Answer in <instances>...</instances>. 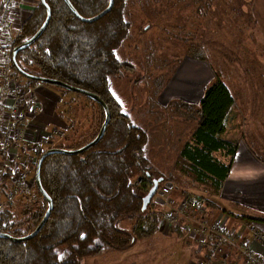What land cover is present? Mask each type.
I'll return each instance as SVG.
<instances>
[{
	"label": "trees",
	"instance_id": "16d2710c",
	"mask_svg": "<svg viewBox=\"0 0 264 264\" xmlns=\"http://www.w3.org/2000/svg\"><path fill=\"white\" fill-rule=\"evenodd\" d=\"M69 1L84 19L98 16L110 5V0ZM45 2L51 9L49 24L31 46L17 53L16 71L57 80L99 96L109 108L110 121L103 138L88 150L75 155L51 154L43 159L40 181L53 203L51 214L41 231L27 241L0 237V264H84L86 259L108 250L128 251L158 231L160 215L153 207L155 197L143 211L151 181L163 179L159 190L173 182L184 195L188 190L182 188L195 185L199 191L218 198L238 149V142L226 137L235 98L218 77L203 94L198 126L181 150L170 177L156 171L145 155L148 135L132 122L110 91V78L133 68L115 55L129 31L124 0H114L112 9L94 22L77 17L64 0ZM46 19L47 10L39 0L34 13L18 30L15 48L32 38ZM30 82L32 86L40 83ZM97 104L102 110V128L106 113ZM98 134L68 150L83 148ZM48 150H43L39 158ZM218 154L230 162H223ZM30 195L38 205L32 212L23 211L29 216L27 230L11 209L0 214V234L22 238L40 225L49 203L36 180ZM125 220L134 221L131 230L120 227Z\"/></svg>",
	"mask_w": 264,
	"mask_h": 264
},
{
	"label": "rangeland",
	"instance_id": "374dc122",
	"mask_svg": "<svg viewBox=\"0 0 264 264\" xmlns=\"http://www.w3.org/2000/svg\"><path fill=\"white\" fill-rule=\"evenodd\" d=\"M15 3L14 23L18 21L21 28L39 0ZM23 3L32 9L30 16L23 10ZM124 18L129 31L115 55L133 68L111 77L110 91L132 122L148 135L145 155L153 167L162 168L158 171L154 167L156 171L166 177L173 171L180 146L198 126L200 104H196V99L218 77L237 100L227 126L231 140L249 142L264 157V30L254 12V0H124ZM34 86L58 96L57 123L46 122L49 130L42 131L49 132L47 138L42 131L39 133L44 150L76 148L99 133L102 110L89 97L54 85ZM54 128L58 130L56 135ZM152 184L153 181L148 184L150 189ZM173 185V191L182 197L178 202L170 198ZM190 186L182 188L188 190L186 195L173 182L161 187H168V194L158 191L153 200L160 215L155 235L128 251L108 250L86 259L84 264H180L182 255L175 253L179 247L191 252L196 264H204L209 247H218L211 238V229L222 221L213 213L217 211V198L199 191L198 186ZM34 188L35 179L29 193L12 208L16 220L24 222L25 231L29 216L23 211L32 212L38 205L30 195ZM189 198L200 202L197 210L181 205L183 199ZM170 214L176 217L173 222L164 218ZM130 223L131 220H125L120 227L131 230ZM225 227L226 232V222ZM245 242H239L240 246L223 245L222 251L213 255L211 264L216 259L226 263V256L227 264H250L244 255L248 249Z\"/></svg>",
	"mask_w": 264,
	"mask_h": 264
},
{
	"label": "built area",
	"instance_id": "2783aa9c",
	"mask_svg": "<svg viewBox=\"0 0 264 264\" xmlns=\"http://www.w3.org/2000/svg\"><path fill=\"white\" fill-rule=\"evenodd\" d=\"M15 7V0H0V214L11 210L20 197L29 193L31 184H34L39 154L44 150L42 141L30 134L28 124L29 117L42 111L41 104L31 83L22 79L13 62L18 32L12 14ZM56 134L58 130L55 129L53 135ZM161 191L168 194L170 189L163 187ZM181 205L197 210L200 202L189 198L183 199ZM164 218L170 222L176 220L173 214ZM225 230L224 222L213 225L211 238L218 247H209L204 264H211L213 255L222 251L223 245L235 243L233 234L227 235ZM248 230L264 247V235L253 226ZM243 250L244 246L241 252ZM244 255L250 264H264L249 248L244 250ZM228 258L225 257L224 264Z\"/></svg>",
	"mask_w": 264,
	"mask_h": 264
},
{
	"label": "crops",
	"instance_id": "0c3cea01",
	"mask_svg": "<svg viewBox=\"0 0 264 264\" xmlns=\"http://www.w3.org/2000/svg\"><path fill=\"white\" fill-rule=\"evenodd\" d=\"M33 1L35 0H32V2ZM22 6L25 13L28 11L27 15L30 16V13H32V9L28 8L29 6L25 5L24 3L22 4ZM254 12L257 16V19L259 20V24L262 30H264V0H254ZM17 22L18 21H16L15 26L18 31L20 29V24L18 22L17 27ZM33 88L34 91H36V95L41 104L42 111L35 117H29L28 124L29 132L32 137L39 139L42 138V136L39 134L42 130H49V125H55L57 123L58 119L56 117V110L58 109V101L56 99H58V96L54 95L56 94L55 92L47 90L44 87L33 86ZM57 94L59 93L57 92ZM203 94L198 95V98L196 99V101L198 102L196 104H200ZM236 104L237 100L235 99V106L232 109V112L235 109ZM229 120L230 119L228 118L227 125L229 123ZM47 121L51 122V124L49 123L48 125L46 123ZM42 132L45 133V138L49 136V132ZM192 135L193 133L186 140V142L180 146L178 150V156L185 144L191 141ZM226 137L228 139H232V135L230 134L228 127ZM160 155H164L162 151ZM217 156L223 162H230L228 158H223L221 154H218ZM171 163L173 164L172 161ZM154 167L158 168V166ZM159 169L162 170V168H158V171ZM173 189L174 185L171 187L170 198L173 202H178V200L182 197L178 196L179 193L174 192ZM216 201L218 204L216 209L217 211H212L213 213H215L216 217L221 219L222 222H226V232L232 233L236 239L234 244L240 246L239 242L246 240L248 248L260 260L264 261V247L251 235L250 231L248 230L249 226H253L264 235V157L260 155V153H258L256 150H254L253 146L249 142L244 143L238 139V149L231 163L229 176L224 183L220 197H218ZM123 222H121L120 225ZM131 222L132 223H130L128 226L131 227L130 229H132L134 226V221ZM178 240L184 242L181 238ZM175 253L182 255V262L180 264H196V258L195 260L194 258L192 259V253L188 252L185 247H179L175 250ZM171 254L173 255L174 253ZM213 264L222 263L219 259H216ZM243 264L248 263L246 262Z\"/></svg>",
	"mask_w": 264,
	"mask_h": 264
},
{
	"label": "water",
	"instance_id": "95a60500",
	"mask_svg": "<svg viewBox=\"0 0 264 264\" xmlns=\"http://www.w3.org/2000/svg\"><path fill=\"white\" fill-rule=\"evenodd\" d=\"M66 2V4L69 6V8L72 10V12L79 18H81L82 20L86 21V22H94L99 20L100 18H102L106 13H108L113 5H114V0H110V5L109 7L103 11L102 13H100L98 16L94 17V18H90V19H84L82 18L78 12L74 9V7L72 6V4L70 3L69 0H64ZM42 4L45 6L46 10H47V19L44 23V25L41 27V29L30 39H28L27 41H25V43H23L21 46H18L15 48L14 50V57H13V62H14V66L16 67V55L18 52H20L22 49L31 46L45 31L46 27L49 24V21L51 19V9L50 7L46 4L45 0H41ZM22 75L24 77H26L29 80L32 81H38L40 83L43 84H48V85H54L56 87H61L64 88L68 91H72V92H76V93H80L83 95H86L87 97L91 98L92 100L96 101L97 103H99L100 105L103 106L105 113H106V120L103 123V126L99 132V134L97 135V137L88 145L84 146L81 149L78 150H68V149H60V148H54V149H50L48 151H46L38 160L37 166H36V173H35V180H36V184L38 189L42 192L43 196L45 197V199L48 201L49 203V210L47 211L44 219L42 220V222L40 223V225L36 228L35 231H33V233H31L30 235L26 236V237H22V238H15L9 234H0V237L5 238V239H10L13 242H24L27 241L31 238H33L35 235H37L41 229L43 228V226L45 225L46 221L48 220L52 208H53V203L51 201V199L49 198V196L44 192L42 185H41V181H40V167L42 164L43 159L51 154H68V155H75V154H80L86 150H88L91 146L97 144L104 136L106 128L108 126V123L110 121V111L109 108L107 106V104H105V102L97 95L90 93L88 91L76 88V87H72L69 86L65 83H62L60 81L57 80H52V79H46L43 77H39V76H35V75H30L28 73H25L22 71ZM163 179H159V180H155L153 187L149 190L148 194L146 195V197H144L143 199V211L146 210L147 206L149 205V203L152 201V199L156 196V194L158 193L159 190V186L160 183L162 182Z\"/></svg>",
	"mask_w": 264,
	"mask_h": 264
}]
</instances>
